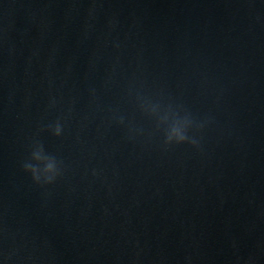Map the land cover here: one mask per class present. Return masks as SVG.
Wrapping results in <instances>:
<instances>
[{
  "label": "water",
  "instance_id": "water-1",
  "mask_svg": "<svg viewBox=\"0 0 264 264\" xmlns=\"http://www.w3.org/2000/svg\"><path fill=\"white\" fill-rule=\"evenodd\" d=\"M0 264H264V0H0Z\"/></svg>",
  "mask_w": 264,
  "mask_h": 264
},
{
  "label": "clouds",
  "instance_id": "clouds-1",
  "mask_svg": "<svg viewBox=\"0 0 264 264\" xmlns=\"http://www.w3.org/2000/svg\"><path fill=\"white\" fill-rule=\"evenodd\" d=\"M174 131H177V133H178L177 144L183 143L184 141H186L188 139L184 134L179 133V131L177 129H174ZM61 132H62L61 124L59 121H57L54 128H53V133H54V135L59 136V135H61ZM189 143H191L193 145H197L198 141L192 140V141H189ZM33 156H36L38 158V153H33ZM52 160L54 161L55 157H52ZM23 168L25 171L31 172L33 180L38 184L41 182H43L45 184L52 183L55 180V178L60 174V171L56 170L54 162L47 163L44 167L45 172H53L54 174L45 177L43 180H41V177L37 174V169L34 166L25 162L23 164Z\"/></svg>",
  "mask_w": 264,
  "mask_h": 264
}]
</instances>
